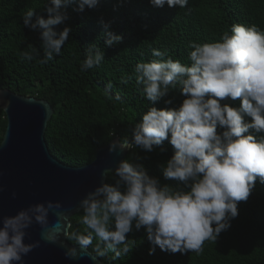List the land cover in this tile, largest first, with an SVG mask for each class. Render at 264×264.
<instances>
[{
    "label": "clouds",
    "instance_id": "9594fccd",
    "mask_svg": "<svg viewBox=\"0 0 264 264\" xmlns=\"http://www.w3.org/2000/svg\"><path fill=\"white\" fill-rule=\"evenodd\" d=\"M98 2L48 0L47 18L28 9L23 26L39 30L43 55L29 45L22 59L46 64L60 55L72 32L68 26L55 30L69 19L66 5L76 3V10L83 12ZM149 4L183 9L188 0H149ZM101 24L104 47L122 42L109 23L101 20ZM188 48L190 64L173 60L167 50L152 49V56L159 59L135 65V81L151 106L129 129L130 138L108 146L109 153L135 147L147 154L165 151L161 145L167 141L173 154L157 167L164 180L183 187L161 184L142 163L121 159L114 170L101 173L104 178L111 175L112 183L101 182L78 201L75 229L74 212L59 201L37 202L0 217V264H24V257L41 241L63 249L70 260L87 257L98 264L110 253L119 259L136 246L127 234L142 228L151 245L149 255L157 247L172 254L200 255L205 241L215 243L231 227L239 214L238 203L247 201L257 181L264 184V30L236 23L218 40L190 41ZM104 59V51L92 44L80 70L97 67ZM172 91L184 97L178 106H154ZM237 100L239 106H233ZM164 104L172 101L166 99ZM146 159L147 155L136 156L138 161ZM34 224L39 226L40 240L26 243Z\"/></svg>",
    "mask_w": 264,
    "mask_h": 264
},
{
    "label": "trees",
    "instance_id": "16d2710c",
    "mask_svg": "<svg viewBox=\"0 0 264 264\" xmlns=\"http://www.w3.org/2000/svg\"><path fill=\"white\" fill-rule=\"evenodd\" d=\"M47 3L0 0V89L50 102L54 112L47 123L45 142L55 159L72 167L92 162L96 149L111 140L130 138L129 129L151 106L135 81L134 69L138 62L159 59L152 56V49L167 50L173 60L190 64V41L213 42L236 23L256 24L264 30V0H188L183 9L167 5L154 8L149 0H99L93 8L85 6L83 12L76 10V3H69L65 7L69 19L55 29H72L61 54L46 64L25 61L21 53L29 45L40 50L41 56L43 51L39 30L24 27L22 16L31 8L47 18ZM101 20L122 36L121 43L104 47ZM92 44L104 51L105 59L99 66L81 71L84 53ZM183 98L172 91L154 106L176 107ZM166 99L172 104L165 105ZM232 103L238 107L240 102ZM6 125V114L0 108V143ZM161 147L165 151L147 154L134 147L124 159L142 163L161 184L182 188L177 181L164 180L160 173L157 165L173 154L167 141ZM137 155H147L148 159L138 161ZM106 182H113L111 175ZM238 213L215 243L204 242L200 255L172 254L158 247L149 255L151 245L142 228L127 234L126 238L136 241L128 256L112 259L110 253L100 260L102 264H264V184L256 182L247 201L238 203ZM79 216L75 213L71 217L74 229Z\"/></svg>",
    "mask_w": 264,
    "mask_h": 264
},
{
    "label": "water",
    "instance_id": "95a60500",
    "mask_svg": "<svg viewBox=\"0 0 264 264\" xmlns=\"http://www.w3.org/2000/svg\"><path fill=\"white\" fill-rule=\"evenodd\" d=\"M0 108L7 118L0 143V217L15 215L30 204L48 200L59 201L64 209L75 214L79 210L78 201L106 182L101 175L103 170H114L128 152L117 149L109 153L108 146L118 139L115 138L97 148L89 164L65 165L50 154L45 142L47 123L54 112L50 102L0 89ZM49 219L52 221L54 217ZM28 233L26 243L40 240L38 225L34 224ZM24 264H91V261L87 257L67 259L63 249L41 241L40 247L24 257ZM98 264L102 261L98 260Z\"/></svg>",
    "mask_w": 264,
    "mask_h": 264
}]
</instances>
